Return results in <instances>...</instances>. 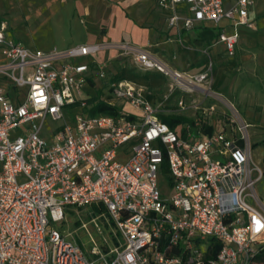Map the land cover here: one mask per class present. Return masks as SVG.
I'll list each match as a JSON object with an SVG mask.
<instances>
[{"label":"built area","instance_id":"built-area-1","mask_svg":"<svg viewBox=\"0 0 264 264\" xmlns=\"http://www.w3.org/2000/svg\"><path fill=\"white\" fill-rule=\"evenodd\" d=\"M157 3L184 48L182 31L220 29L196 73L173 70L130 41L31 49L0 23V264H264L254 261L264 249V166L252 159L248 124L229 104L226 122L204 131L214 102L193 96L224 101L212 90L208 49L220 46L233 57L239 37L221 21L254 29L253 0ZM108 48L121 49L137 69L172 79L170 92L152 102L147 86L111 81L109 102L118 112L88 115L91 66L78 59ZM95 66L102 78L104 64ZM172 88L174 108H166ZM173 111L192 121L170 127L159 113ZM47 121L58 124L47 130ZM92 203L104 207L122 240L109 249L92 246L88 256L50 223L66 208Z\"/></svg>","mask_w":264,"mask_h":264},{"label":"rangeland","instance_id":"rangeland-1","mask_svg":"<svg viewBox=\"0 0 264 264\" xmlns=\"http://www.w3.org/2000/svg\"><path fill=\"white\" fill-rule=\"evenodd\" d=\"M111 2L116 5L125 4L124 0H111ZM38 5L41 4L38 3ZM252 6L253 20L256 25L254 29L245 25H239L235 29L228 25L226 20L221 21V24L226 26V33L236 32L238 34V43L233 57L226 56L220 46L208 49V55L211 57L213 66L216 67L212 74V83L218 75L224 76L218 89L212 90L217 92L224 101H217L211 97L204 100L202 94L196 93L193 96L197 101H206V104L214 102V110L211 114H207L205 120L215 129L220 128L226 122V114L229 113V104H231V112L235 110L240 118L248 124L246 132L252 159L264 166V0H253ZM128 8L132 17L139 20L140 14H137L135 4ZM43 10L41 8L37 10L35 0H10L7 4L2 2L0 18L3 17L12 30L9 34L11 37H8L19 39L29 48L45 51L54 49L64 51L67 49L66 46L95 42L96 35L106 34L107 29L111 40L125 38L133 41L134 38H137V42H139V37H135V34L130 38V34L123 27V19L117 9H113L112 13L107 14V17L103 14L104 19L100 18L98 31L95 21L91 18H84V22H80L78 16L69 18L63 10L61 13H53L52 9H50V13ZM153 12L151 9L149 13ZM147 24L149 23L144 22L140 26L159 31L160 35L156 41L141 47L149 49L173 70L196 73L201 69L203 63L201 61L206 59V53H202L204 46L193 41L195 34L192 33H196L197 28L182 31L183 45L186 46L184 48L170 29L164 30L166 26L161 19L157 24ZM120 50L108 48L89 57L79 58L78 61L88 62L90 59H95L97 65L104 64L105 74L101 79L106 80L120 69L122 63L132 66L128 57L120 55ZM230 59L236 65H230L228 62ZM62 60L69 59L63 58ZM138 71L143 72L140 69ZM172 81L169 77L164 76L159 85L151 87L157 101L164 94L170 92ZM172 91L176 92L177 90L172 88ZM125 110L132 111L133 109L126 106ZM188 113L192 114V111ZM57 124V122L47 121L46 129L54 128ZM254 143H257V146L253 147ZM258 190L264 192V180L258 185ZM104 212L99 209V205L96 203L80 207L74 206L63 215V218L57 222H51L50 226L58 229L66 239L79 244L85 254L90 256L92 246H97L100 250L109 249L122 240L121 235L116 234L113 224L105 214H102ZM207 245L208 242L200 245L202 252L206 251Z\"/></svg>","mask_w":264,"mask_h":264},{"label":"trees","instance_id":"trees-1","mask_svg":"<svg viewBox=\"0 0 264 264\" xmlns=\"http://www.w3.org/2000/svg\"><path fill=\"white\" fill-rule=\"evenodd\" d=\"M220 32V29L217 27L207 26V27H198L197 31L195 33V38L193 39L194 43L200 44L204 47L211 44V42L218 36ZM202 67L206 63V59L202 60ZM230 65H236V63L233 60L228 61ZM89 65L91 66V74L88 77L87 85L84 89L85 94L87 95L86 101V113L90 116L93 115H104V114H110L114 115L118 112L120 109V106L115 103H110L109 98V90L108 84L111 81H116L120 79H128L131 81H134L138 84H142L148 87V90L150 91L149 94H147V98L151 100L152 102H157V100L154 98V95L151 91V87L157 86L161 83L162 79L164 78V75L157 71H138L134 65L132 66H126L124 63L121 64V67L118 71L114 72L108 79L104 80L101 78L99 81L96 79V66L95 64L97 61L95 59H90L88 61ZM201 67V68H202ZM216 70V67L213 66V71ZM224 76L218 75L214 82L212 83V89L217 90L218 87L222 84ZM171 96H175V92L172 93L169 97V105H165L166 108H174V98ZM162 98V97H161ZM159 117L161 120L165 123H167L170 127L174 128L179 123H183L185 121H192V119L184 114H178L176 112H160ZM214 129L213 125H204V131L211 132ZM253 147L257 146V143H254L252 145ZM100 210H104L103 206L99 207ZM70 210V208H66L64 210V214L67 213ZM220 247L219 243L214 244V248L211 251L212 255H215ZM254 261L256 262H264V249L260 250L255 256Z\"/></svg>","mask_w":264,"mask_h":264},{"label":"crops","instance_id":"crops-1","mask_svg":"<svg viewBox=\"0 0 264 264\" xmlns=\"http://www.w3.org/2000/svg\"><path fill=\"white\" fill-rule=\"evenodd\" d=\"M10 0H0V4L2 2H5L7 4ZM125 4L122 5H116L111 0H35L36 2V8L38 9H44L43 11H53V13L59 12L61 13L62 10L67 13L69 18H72L74 16L79 17L80 22H84V20L87 18H91L93 21H95L97 31L99 26L100 18L103 20L104 16L107 17L108 13H112L113 9H117L119 11V14L121 18L123 19V27L126 29L127 33L130 34V38L133 37V34H135V37H139V42H137V38L133 41L125 38H116L114 40H111L109 38L108 29L106 34L102 35H96L95 42L92 43H79V44H93V43H116L119 41H122V39H125V41H130L136 45L145 46L147 43L154 42L159 37L160 33L159 31L149 29V28H143L140 25L144 22H148L147 25H154L157 24L158 21L161 19L162 22L165 24L166 28L164 30H167V22L164 15V11L159 7L157 0H124ZM40 3L41 5H38ZM135 4V9L137 14H140L138 17L139 20H135L128 8V6H131ZM112 8V9H111ZM153 10V13H149L150 10ZM253 6L249 9V18L251 20L254 19L253 14ZM103 14H105L103 16ZM85 18V19H84ZM0 23L5 24V34L8 37H11L9 34L12 32L11 28L8 27V23L3 17L0 18ZM9 31V32H8ZM168 31V30H167ZM173 31H171L172 33ZM190 34V33H189ZM195 34V33H192ZM17 42H20L17 38H11ZM170 41V40H168ZM21 43V42H20ZM22 44V43H21ZM24 45V44H22ZM78 45V44H75ZM25 46V45H24ZM74 46V45H71ZM71 46H64L65 48H69ZM28 47V46H26ZM29 48V47H28ZM34 49V48H31Z\"/></svg>","mask_w":264,"mask_h":264}]
</instances>
